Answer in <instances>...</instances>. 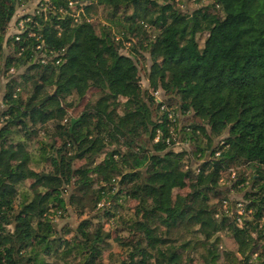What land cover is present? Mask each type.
<instances>
[{"label":"trees","instance_id":"obj_1","mask_svg":"<svg viewBox=\"0 0 264 264\" xmlns=\"http://www.w3.org/2000/svg\"><path fill=\"white\" fill-rule=\"evenodd\" d=\"M20 1L0 0V264H264V0H94L104 23L35 27L59 64L7 37ZM66 205L79 222L57 229Z\"/></svg>","mask_w":264,"mask_h":264},{"label":"rangeland","instance_id":"obj_2","mask_svg":"<svg viewBox=\"0 0 264 264\" xmlns=\"http://www.w3.org/2000/svg\"><path fill=\"white\" fill-rule=\"evenodd\" d=\"M203 1L205 3L209 2V0L208 1L207 0L206 1L203 0ZM184 2H185V4H184L183 8L186 9V10H191L195 6L194 5L195 4L194 0H184ZM204 2H199V3L202 4ZM86 4L90 5V6H93L94 0H83V6H85ZM88 13L86 12V15L88 16V18L93 19V20H95L97 22L99 21V22L104 23L103 13H102V10L99 7L95 8L93 6L92 8H90ZM116 39L120 40V36L116 35ZM133 40H135V37L133 38ZM130 44H131V41H125L124 40L122 42V44H121V47H120L121 53L127 54L128 53V48L130 47ZM138 59H139V61H137L138 62V69H139L138 72H139V76H140L141 86L143 88H149L147 72H148V67L150 65V59H149V57H148V55L146 53H144V57L143 58L138 57ZM2 82L4 83V80ZM96 91H97L96 87H90L88 89V91L86 92V95L84 96V98L80 102L79 106L76 109H74V110L69 112L71 119H75V120L77 119L76 116L86 106V104L88 103V101L91 99V97L93 96V94ZM0 101H1V94H0ZM1 108H2V105L0 103V109ZM184 119H185V117L181 116V120H182L183 124H184V122H183ZM0 124H1V120H0ZM59 142L60 141L57 140V145L59 144ZM189 146H190L189 143H186V142L182 141L180 139V136H179V137H177V143L174 145L173 148H174V150H181L183 148L188 149ZM195 164H196V162H193V164H192L193 168L196 166ZM244 170H246L245 174L249 177L250 174H251L250 171L247 169V167H245ZM239 171H240V169H231V170H228L227 172H225L219 179L221 186H230L231 183H230V179L229 178L233 177V173L234 172L238 173ZM29 184H30V181H26L24 183V186L28 187ZM242 198H243L242 197V193L239 192V191H236V190H233V192L229 195V200L230 201H236V203L234 205H232V207H231L232 213L238 212V214H243L244 203L242 201ZM239 203H242L243 205L241 204V206H239L238 205ZM128 205L131 206L132 202H129ZM127 206L125 208H127ZM122 211H123V213H126V210L123 209ZM52 220H53V223H54V225H55V227L57 229H60L64 225H69V227H75L76 224L79 222V218L77 217V215L75 214V212L73 211V209H72V207L70 205H66V211H64V212H62L60 214H54V217H52ZM104 228L111 230L112 236H111L109 242L112 245V248H111L112 252L115 253L117 256L122 257L123 256V249L121 248V246L115 240V238L117 236H119V235L116 234V233H113L114 227L108 221H104ZM220 235H221V238L223 240V243L227 244L228 240L225 238L224 233H221ZM253 235H255V234H253ZM181 236H182V239H183V238H186L187 235L185 233H183ZM191 256L193 257L192 262H189L188 260H186L184 262V264H200L199 260H198V257L195 254H191ZM108 262L109 261L107 259L104 261L105 264H109Z\"/></svg>","mask_w":264,"mask_h":264},{"label":"built area","instance_id":"obj_3","mask_svg":"<svg viewBox=\"0 0 264 264\" xmlns=\"http://www.w3.org/2000/svg\"><path fill=\"white\" fill-rule=\"evenodd\" d=\"M67 7L62 5H57L52 0H30V1H20L15 9L12 20L7 27V37L10 35L14 36L16 41L22 40V35H25L26 38H33L36 43L32 46L34 51V61L40 60L45 62L47 59V52L49 59L56 58L54 60L55 64H59L61 59L57 57L56 54L52 53L51 50L47 51V47L43 42L42 36L38 34L35 30V27H41L46 23L51 16L68 15L77 21L80 16L86 17V12L83 6V0H66ZM177 2L179 0H176ZM83 6V7H82ZM26 46H21L18 54L24 51ZM14 67H11L8 73H13ZM155 98L157 102H162L163 98L159 91L155 92ZM161 108H164V104L161 105ZM171 116V115H169ZM241 206V203L238 204ZM227 207V205H225Z\"/></svg>","mask_w":264,"mask_h":264},{"label":"water","instance_id":"obj_4","mask_svg":"<svg viewBox=\"0 0 264 264\" xmlns=\"http://www.w3.org/2000/svg\"><path fill=\"white\" fill-rule=\"evenodd\" d=\"M75 121H76L75 119H71V125H72Z\"/></svg>","mask_w":264,"mask_h":264}]
</instances>
